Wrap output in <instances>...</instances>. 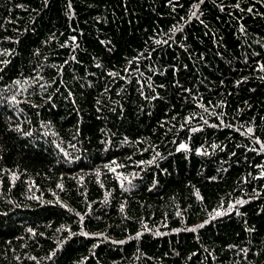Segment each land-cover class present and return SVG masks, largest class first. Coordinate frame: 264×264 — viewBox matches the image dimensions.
Returning <instances> with one entry per match:
<instances>
[{
  "label": "trees",
  "instance_id": "16d2710c",
  "mask_svg": "<svg viewBox=\"0 0 264 264\" xmlns=\"http://www.w3.org/2000/svg\"><path fill=\"white\" fill-rule=\"evenodd\" d=\"M0 264H264V0H0Z\"/></svg>",
  "mask_w": 264,
  "mask_h": 264
},
{
  "label": "snow or ice",
  "instance_id": "6c2138e0",
  "mask_svg": "<svg viewBox=\"0 0 264 264\" xmlns=\"http://www.w3.org/2000/svg\"><path fill=\"white\" fill-rule=\"evenodd\" d=\"M183 147V146H182Z\"/></svg>",
  "mask_w": 264,
  "mask_h": 264
}]
</instances>
